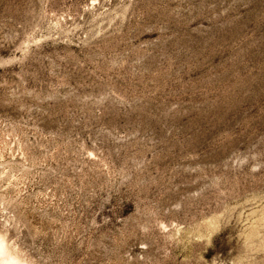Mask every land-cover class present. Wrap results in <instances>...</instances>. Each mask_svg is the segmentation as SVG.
Here are the masks:
<instances>
[{
	"label": "rangeland",
	"instance_id": "1",
	"mask_svg": "<svg viewBox=\"0 0 264 264\" xmlns=\"http://www.w3.org/2000/svg\"><path fill=\"white\" fill-rule=\"evenodd\" d=\"M0 236V264H264V0H0Z\"/></svg>",
	"mask_w": 264,
	"mask_h": 264
},
{
	"label": "bare ground",
	"instance_id": "2",
	"mask_svg": "<svg viewBox=\"0 0 264 264\" xmlns=\"http://www.w3.org/2000/svg\"><path fill=\"white\" fill-rule=\"evenodd\" d=\"M7 252V246L4 238L0 236V254H4ZM11 257V256H10Z\"/></svg>",
	"mask_w": 264,
	"mask_h": 264
}]
</instances>
